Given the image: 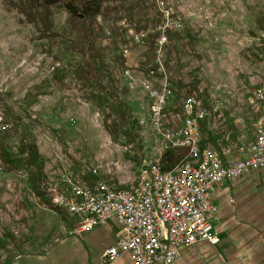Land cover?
Listing matches in <instances>:
<instances>
[{
	"label": "rangeland",
	"instance_id": "374dc122",
	"mask_svg": "<svg viewBox=\"0 0 264 264\" xmlns=\"http://www.w3.org/2000/svg\"><path fill=\"white\" fill-rule=\"evenodd\" d=\"M7 1L0 0V121L9 115L17 123L9 124L13 153L23 140L37 145L48 180L67 173L84 183L89 179L131 187L144 163L162 166L171 148L153 132L151 102L142 85L157 66L160 3L185 20L182 32L169 34L161 56L175 95L167 109L169 120L174 124L184 119L187 97L205 107L219 105L221 112L206 120L212 135L203 131L202 139L212 138L205 148L230 160L239 159L264 126V111L254 98L264 83V0H155V10L144 20H158L155 27L136 31L127 20L118 22L117 28L127 34L118 50H105L106 82L129 110L118 142L104 128L108 112L84 98L66 67V54L50 52L48 44L35 41L34 28L10 13ZM66 20L59 12L58 30L65 28ZM145 32L148 35L138 40ZM171 34L178 36L170 39ZM154 35L151 51L148 41ZM59 68L67 75L56 72ZM3 168L0 165V257H37L51 238L69 232L72 221L65 223L41 205L26 172L5 173ZM214 199L220 207L222 244L187 249L177 264H264V171L224 183Z\"/></svg>",
	"mask_w": 264,
	"mask_h": 264
},
{
	"label": "built area",
	"instance_id": "2783aa9c",
	"mask_svg": "<svg viewBox=\"0 0 264 264\" xmlns=\"http://www.w3.org/2000/svg\"><path fill=\"white\" fill-rule=\"evenodd\" d=\"M160 11L157 66L150 69L142 85L151 101L150 123L155 136L171 149H186L187 157L171 170L158 163H144L131 187L107 182L90 185L67 173L48 180L53 204L77 220L79 233L109 224L119 229V240L103 254V264L114 263L123 255L133 264H177L187 249L201 244L219 246L222 238L216 228L220 212L214 201L216 189L264 171V126L249 147L242 149L241 157L230 160L201 148V125L210 115L221 112L219 105L205 107L197 98L187 97L183 123L174 126L168 119L167 109L175 95L161 56L169 45V34L182 32L185 20L165 3H160ZM121 24L125 26V22ZM145 33L137 39L145 38ZM254 98L264 111V83L255 90ZM9 129V124L0 121V141Z\"/></svg>",
	"mask_w": 264,
	"mask_h": 264
},
{
	"label": "trees",
	"instance_id": "16d2710c",
	"mask_svg": "<svg viewBox=\"0 0 264 264\" xmlns=\"http://www.w3.org/2000/svg\"><path fill=\"white\" fill-rule=\"evenodd\" d=\"M5 6L10 13L21 17L23 24L34 28L35 41L48 44L50 52L57 49L61 54H66V67L78 81L84 98L99 110L108 112L104 128L111 139L118 142L121 134L119 130L128 121L129 110L116 90L106 82L105 50H118V45L122 42H119L120 39L127 34V30L117 28V23L121 20H127L136 31L155 27L159 22L156 19L144 22L147 15L155 10V0H8ZM59 12L67 16L63 30H58L56 25ZM177 36L178 34H171L170 39ZM155 39L156 35L148 41L151 51L154 49ZM56 72L67 75L65 68L56 69ZM59 81L62 82V79ZM8 116L4 123L12 122L16 126L17 123ZM201 129L202 132L212 135L207 132V121L202 123ZM13 135L14 130H9L0 141V165L4 166L5 173L26 172L30 188L41 205L55 212L65 223H77L64 209L54 205L49 197L48 179L44 173L45 163L37 145L23 140L15 154L9 150V141ZM209 140L212 138L206 141L202 139V149H205ZM187 154L186 149L169 150L162 160V168L171 170ZM86 183L94 185L97 182L87 179Z\"/></svg>",
	"mask_w": 264,
	"mask_h": 264
},
{
	"label": "crops",
	"instance_id": "0c3cea01",
	"mask_svg": "<svg viewBox=\"0 0 264 264\" xmlns=\"http://www.w3.org/2000/svg\"><path fill=\"white\" fill-rule=\"evenodd\" d=\"M183 120L184 119L173 125L178 126L183 123ZM70 226L72 227L70 228ZM70 226L67 227L69 232L62 233L63 237L60 234V238H57L58 236L54 239L51 238V244L49 242L47 248L43 249L37 257H33L32 255H28V257H26V255L22 257H0V264H103V254L119 240L118 235L120 231L114 224H109L105 227H96L87 233H79L77 223L74 225L71 224ZM63 228L66 229V227ZM216 228L218 229L217 218ZM45 238L46 237L41 240H44ZM33 240L34 239L30 240V245L33 244ZM202 246H208V244ZM111 264L133 263L128 255H123L119 260Z\"/></svg>",
	"mask_w": 264,
	"mask_h": 264
}]
</instances>
